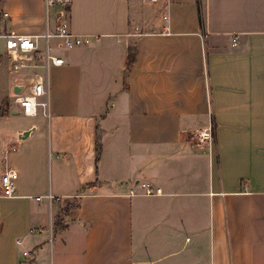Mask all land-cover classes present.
I'll return each instance as SVG.
<instances>
[{
	"label": "crops",
	"instance_id": "0c3cea01",
	"mask_svg": "<svg viewBox=\"0 0 264 264\" xmlns=\"http://www.w3.org/2000/svg\"><path fill=\"white\" fill-rule=\"evenodd\" d=\"M140 1L124 32L54 47L65 61L36 116L15 119L7 62L0 195L12 169L16 196H0V264H264V0ZM45 27L43 0H0V32ZM210 126L212 144L191 139Z\"/></svg>",
	"mask_w": 264,
	"mask_h": 264
},
{
	"label": "built area",
	"instance_id": "2783aa9c",
	"mask_svg": "<svg viewBox=\"0 0 264 264\" xmlns=\"http://www.w3.org/2000/svg\"><path fill=\"white\" fill-rule=\"evenodd\" d=\"M46 27L42 32L35 34H22L14 32H0V48H4L5 55L9 60V69L13 73L14 83H27L21 93H15L12 102L18 106V110L27 116H36L39 107L47 108L46 100L40 98L47 96V76L52 65L64 63L63 56L54 52V47H75L86 45L91 42V35L76 33L70 24V7L73 0H43ZM153 3L159 0H148ZM170 2V0H168ZM54 10V23L49 26V14ZM5 16L9 13L3 12ZM164 18H168V13H164ZM51 25V24H50ZM54 39H57L56 43ZM38 68H43V72H38ZM183 131V129H182ZM214 129L212 126L203 130H190L191 139L199 143L212 144L214 139ZM16 172L7 170L1 177V197L13 198L16 196L14 178ZM141 188L146 195H160L162 188L154 187L149 182H142ZM36 200H52L50 193L35 197ZM27 256L28 252H24ZM23 264H31L27 260Z\"/></svg>",
	"mask_w": 264,
	"mask_h": 264
},
{
	"label": "rangeland",
	"instance_id": "374dc122",
	"mask_svg": "<svg viewBox=\"0 0 264 264\" xmlns=\"http://www.w3.org/2000/svg\"><path fill=\"white\" fill-rule=\"evenodd\" d=\"M79 6L82 11H86L88 17L92 20L91 27L87 29V31H83V33H88L89 35L92 34L94 36L106 30H111V32L116 33L124 32L126 25L125 17L127 14L133 19L134 17L137 18L142 11L145 10L143 3L140 0H80ZM152 11H154L152 15H158L157 8H154ZM8 61V58H4L0 63L1 83L5 82L8 76L6 69ZM13 96L11 100H13ZM1 97L2 93L0 92V100ZM39 100L42 101L43 98H40ZM41 108L43 107H39V109ZM26 118L27 117L23 112H20L19 115L15 117L16 120H24Z\"/></svg>",
	"mask_w": 264,
	"mask_h": 264
},
{
	"label": "trees",
	"instance_id": "16d2710c",
	"mask_svg": "<svg viewBox=\"0 0 264 264\" xmlns=\"http://www.w3.org/2000/svg\"><path fill=\"white\" fill-rule=\"evenodd\" d=\"M135 59V51L133 48L130 49L129 58H128V67L130 68ZM8 111V100L6 99L2 107L0 108V113H5ZM104 136V131L98 126L96 128V152L97 160H99L102 153V139ZM60 225V223H58Z\"/></svg>",
	"mask_w": 264,
	"mask_h": 264
},
{
	"label": "water",
	"instance_id": "95a60500",
	"mask_svg": "<svg viewBox=\"0 0 264 264\" xmlns=\"http://www.w3.org/2000/svg\"><path fill=\"white\" fill-rule=\"evenodd\" d=\"M26 85H27V83L15 84L13 86V91L15 93H21L24 90V88L26 87Z\"/></svg>",
	"mask_w": 264,
	"mask_h": 264
}]
</instances>
